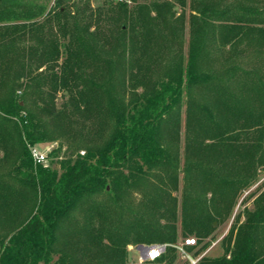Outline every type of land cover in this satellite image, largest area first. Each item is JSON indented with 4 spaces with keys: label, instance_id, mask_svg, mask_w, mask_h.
Masks as SVG:
<instances>
[{
    "label": "trees",
    "instance_id": "obj_1",
    "mask_svg": "<svg viewBox=\"0 0 264 264\" xmlns=\"http://www.w3.org/2000/svg\"><path fill=\"white\" fill-rule=\"evenodd\" d=\"M92 3L0 0V264H177L264 169V0ZM259 190L195 264H264Z\"/></svg>",
    "mask_w": 264,
    "mask_h": 264
},
{
    "label": "rangeland",
    "instance_id": "obj_2",
    "mask_svg": "<svg viewBox=\"0 0 264 264\" xmlns=\"http://www.w3.org/2000/svg\"><path fill=\"white\" fill-rule=\"evenodd\" d=\"M39 2H45V3H49L48 5L52 4V1L53 0H37ZM103 0H92V4L93 5H98V3H102ZM177 11L179 12L180 9L179 7L177 6L176 7ZM61 97L59 99V101H61ZM56 146V143L55 142H46V143H43L41 145H39L38 149H40L42 152L48 154L49 151L52 150V148H54ZM60 155H63V153H61ZM60 157H54L55 161H57ZM48 163V161L46 162ZM55 164V162H54ZM260 174V179L255 182V184H253V186H251L248 190H245L244 194L242 196H240V198L238 199V202L235 206V209H234V213L232 214V218H230L227 222H225L224 224H222L216 231H215V234H214V237L212 238V240L210 241V245L213 243V242H217L215 246L212 247V250L207 253L208 256H211V257H215V256H220L224 253V245L222 243V238L223 236L227 233V231L229 230V227L231 226L234 218H235V215L242 211L246 206L247 207H252L253 205V202H254V199L261 193L262 190H259L258 192H256L254 195H252L251 197L247 198V199H244V196L246 194H249L251 191L255 190L257 188L258 185H264V169L260 170L259 172ZM186 237H181L179 239V242H178V245H183V242H185ZM192 238V237H191ZM209 245V246H210ZM208 246V247H209ZM138 245L137 246H131L129 247V259L131 262H135V263H141L143 262L141 259H140V251L138 249ZM207 247V248H208ZM185 249V252L186 253H182L181 251H179V258L177 260V264H183V261H185V259H187V254L192 256V257H198L201 253L199 254H194L196 252L197 249H199L197 246L196 247H187L186 245L184 246ZM187 263L189 264V260L187 259Z\"/></svg>",
    "mask_w": 264,
    "mask_h": 264
},
{
    "label": "built area",
    "instance_id": "obj_3",
    "mask_svg": "<svg viewBox=\"0 0 264 264\" xmlns=\"http://www.w3.org/2000/svg\"><path fill=\"white\" fill-rule=\"evenodd\" d=\"M33 156L36 161L38 162H47V154L42 152L38 147H33L32 149ZM183 242V245H179L178 249L182 253H186L184 246L186 245H196L197 244V239L196 238H185ZM217 242H213L206 250H203V252L198 256V257H192L187 254V258L190 260V264H195L203 255H206L209 250L216 245ZM167 245L165 243H152V244H145L142 246L139 251H140V259L142 261L144 260H155L164 254V252L167 249Z\"/></svg>",
    "mask_w": 264,
    "mask_h": 264
},
{
    "label": "water",
    "instance_id": "obj_4",
    "mask_svg": "<svg viewBox=\"0 0 264 264\" xmlns=\"http://www.w3.org/2000/svg\"><path fill=\"white\" fill-rule=\"evenodd\" d=\"M139 246V245H138ZM142 246H144V244H140V246L138 247V249H140Z\"/></svg>",
    "mask_w": 264,
    "mask_h": 264
},
{
    "label": "crops",
    "instance_id": "obj_5",
    "mask_svg": "<svg viewBox=\"0 0 264 264\" xmlns=\"http://www.w3.org/2000/svg\"><path fill=\"white\" fill-rule=\"evenodd\" d=\"M211 250H212V248L209 250V252H210ZM209 252H208V253H209ZM187 259H188V258H187ZM188 260H189V259H188ZM189 264H190V260H189Z\"/></svg>",
    "mask_w": 264,
    "mask_h": 264
}]
</instances>
